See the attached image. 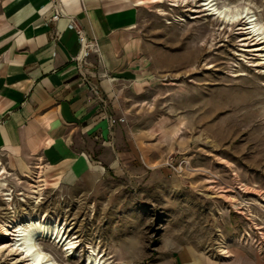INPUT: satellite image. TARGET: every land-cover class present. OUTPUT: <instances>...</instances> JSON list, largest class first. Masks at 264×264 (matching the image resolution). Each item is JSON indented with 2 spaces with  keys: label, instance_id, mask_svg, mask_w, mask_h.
Instances as JSON below:
<instances>
[{
  "label": "rangeland",
  "instance_id": "obj_1",
  "mask_svg": "<svg viewBox=\"0 0 264 264\" xmlns=\"http://www.w3.org/2000/svg\"><path fill=\"white\" fill-rule=\"evenodd\" d=\"M216 2L248 9L260 39H247L244 13L228 25L193 2L136 8L146 69L111 98L112 115L125 119L121 168L102 172L97 187L35 167L26 176L0 154V264H26L2 225L29 219L66 229L68 250L36 239L58 264H88L97 252L105 264H172L188 244L264 253V0Z\"/></svg>",
  "mask_w": 264,
  "mask_h": 264
},
{
  "label": "crops",
  "instance_id": "obj_2",
  "mask_svg": "<svg viewBox=\"0 0 264 264\" xmlns=\"http://www.w3.org/2000/svg\"><path fill=\"white\" fill-rule=\"evenodd\" d=\"M145 1L0 0V154L9 167L88 187L121 168L119 123L110 127L102 117L74 57L85 34L95 43L85 74L113 113L118 84L146 69L136 13ZM172 252V264H264V253L250 248L221 253L188 244Z\"/></svg>",
  "mask_w": 264,
  "mask_h": 264
},
{
  "label": "bare ground",
  "instance_id": "obj_3",
  "mask_svg": "<svg viewBox=\"0 0 264 264\" xmlns=\"http://www.w3.org/2000/svg\"><path fill=\"white\" fill-rule=\"evenodd\" d=\"M183 3L187 4L190 2L199 4V7L201 8V11H205V14L218 19L219 21H222V23H227L228 25H232L233 23H239L242 22V20L239 21V19L242 18V13H244L246 21L250 24L248 27H243L245 34L247 35V39H250L252 41L260 39V37L256 34H258L257 24L254 18V15L248 12V9L245 10H239L236 6H231L228 4H222L218 5L216 0H181ZM243 25V23H242ZM247 29V30H246ZM250 29V32L248 31ZM253 31L254 33H251ZM257 44V42H256ZM260 44L258 43V47L256 50L258 51L260 49ZM262 65H264V61L262 62ZM26 176L32 175V170H30V167H20ZM34 173V172H33ZM36 174L38 172H35ZM73 172H70V176H68L67 179H70ZM99 174V173H98ZM40 178L42 176H39ZM97 178V177H96ZM38 181H43V179H39ZM42 184L35 185L34 189L32 190L33 193L38 194L40 193ZM4 234L3 238H10V235L12 236V239L14 241L13 247L9 250V252H12L13 254L19 255V258L26 262V264H58L55 261H53L49 255L38 249L36 246V239L39 237L41 238H49L52 240V242L56 245L63 244L66 245L65 250H68L72 248L74 245L73 242L69 241L66 236V229L64 226H62L60 223L54 222H45L44 220L37 219H29L27 220L25 225H20L19 223H16L14 221H8L3 226ZM10 230H12L10 232ZM3 248H0V251ZM94 255V254H93ZM105 254L97 252L96 255L88 258V264H105L106 260H104Z\"/></svg>",
  "mask_w": 264,
  "mask_h": 264
},
{
  "label": "built area",
  "instance_id": "obj_4",
  "mask_svg": "<svg viewBox=\"0 0 264 264\" xmlns=\"http://www.w3.org/2000/svg\"><path fill=\"white\" fill-rule=\"evenodd\" d=\"M58 14L55 15L54 19L58 18ZM79 43H80V51L74 57V61H76L78 70L82 76V82L86 85L87 89L93 94V96L101 103V113L102 117L109 123L110 127H114L117 123L124 122V118H116L112 115L110 104L106 97L103 96V93L98 85L92 83L88 76L85 74V58L89 54V50L95 46V43H91L88 41L85 34H79Z\"/></svg>",
  "mask_w": 264,
  "mask_h": 264
}]
</instances>
